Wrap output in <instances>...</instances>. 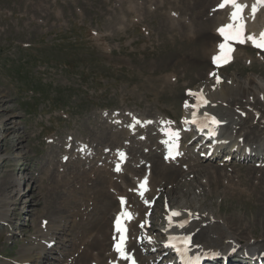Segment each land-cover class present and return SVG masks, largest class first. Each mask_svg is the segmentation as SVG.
Instances as JSON below:
<instances>
[{"label":"rangeland","instance_id":"374dc122","mask_svg":"<svg viewBox=\"0 0 264 264\" xmlns=\"http://www.w3.org/2000/svg\"><path fill=\"white\" fill-rule=\"evenodd\" d=\"M216 3L208 5L212 13ZM194 4L195 0H0V205L9 217L0 219V262L18 264L13 259L28 251L26 240L34 241L41 220L62 222L67 227L57 233V240L48 243L50 250L33 253L31 260L37 264H90L98 260L94 256L98 247L81 255V235L72 228V215L78 214L86 222L97 205L101 208L105 204L94 194L99 189L95 186L96 168L107 181L116 183L123 180L121 173L138 170L130 174L132 179L147 178L151 190L160 189L153 191L157 203L149 215L155 230L163 224L168 206H186L197 209V214L212 213L219 217L220 226L229 228L227 232L264 249L261 160L253 161L250 156L251 162L236 158L225 161L224 151L213 161L199 159L200 150L196 149L190 160L198 162L181 175L176 173L170 179L152 170L149 177L153 163L147 156L156 154L160 165L163 155L162 148L153 145L157 131L149 122L156 116H168L176 125L184 115L186 89L195 90L205 79L212 80L215 72L220 83L230 75L240 83L248 78L264 83V53L237 41L231 45V64L212 70L211 54L220 51L223 39L217 29L223 26L227 12L215 14L214 20L200 15L198 20ZM201 18L206 22L205 33L201 22L198 24ZM241 97L234 90L228 107L244 108ZM247 106V110L249 106V110L257 109ZM131 113L152 120L127 129ZM7 123L8 128H4ZM256 126L253 130L257 134L247 139L242 135L252 129H238L242 143L256 146L264 139V128ZM145 137L151 139L146 141ZM190 141L187 137L180 145L187 156L193 150ZM84 146L90 153L83 155ZM115 151L124 157L123 162L116 159ZM182 160L175 159L176 167ZM114 167L119 170L115 172ZM143 169L144 174L140 172ZM111 170L118 176L113 177ZM10 179L15 182L3 190L2 184ZM54 179L61 184H54L58 192L51 194L47 189L53 187ZM160 183L163 186H157ZM104 186L114 203L117 196L131 193L129 185L117 191L110 188L111 193L109 184ZM162 189L169 195L162 194ZM62 204L68 208L59 210ZM110 213L105 215V228L91 232L99 246L101 233L111 225ZM102 217L100 213L101 222ZM216 230L223 235L222 230ZM110 243L105 234L102 244L111 249ZM148 251L141 255L154 258L155 253ZM151 261L149 264H159Z\"/></svg>","mask_w":264,"mask_h":264},{"label":"bare ground","instance_id":"6f19581e","mask_svg":"<svg viewBox=\"0 0 264 264\" xmlns=\"http://www.w3.org/2000/svg\"><path fill=\"white\" fill-rule=\"evenodd\" d=\"M221 2H222V0H217V3L215 5V10L212 13L210 11V9H208V8L210 6V3L214 4V0H195V4L198 8V11H197L198 20H199L200 15L201 16L206 15L207 19H211V18H213V16L215 14H217L219 12L222 13V11H225V12H227V19L225 21H223L224 18L226 17L223 14L224 16L221 15L224 17V18H222V21H223V25L228 24L230 22V13L232 12L233 9L229 5V6H225L224 8H221V10H219L220 8L218 7V5ZM239 2L247 5V7L244 9V12H243V15L245 17V24H246L245 34H247V32H249L250 34L256 35L262 31H264V14H261L262 12L264 13V6H261L258 8V11L255 15V18L253 19L252 14H251V6L253 3H255V0H239ZM213 4H211V5H213ZM214 18H213V20H214ZM207 19H206V21H207ZM218 20H219V22H222L221 19H218ZM200 22H201L202 27H203L202 31L205 33V29H206L205 23L206 22L202 21V18H201V21H198V24ZM219 22H217V23H219ZM261 22H263L262 25H261ZM214 23H215V21H214ZM217 25H220V23ZM220 27H221V25H220ZM220 27H218V29ZM218 29H217V31H218ZM256 32H259V33H256ZM212 36L214 37V34ZM222 40H221V42L223 43ZM246 42H249V44L251 45V41H246ZM232 43H234V42H232ZM238 44H239V42H238ZM212 53H214V52H212ZM216 54H218V53L216 52V53L211 54V55L215 56ZM212 60H213V58H212ZM217 77H219V83L217 82ZM220 82L221 81H220V76H219L218 72H215V76H213L212 80L209 78L205 79V81L199 87L197 86V88L195 90H192V91L194 93H201L202 92V94L206 97L207 103H205V105L203 107H201V109H199L198 111H195L192 108V105L194 104V98L195 97H190L188 106L183 111V114H184L183 115V121L186 119H190L191 117H194L193 113L195 112V114H196L195 116L201 117V120H205V114H208L209 116H214L220 122L219 126L216 127L217 136L215 137V139L217 140V146L212 148L211 147V141L206 140L204 142L203 138L201 136H196V135L192 134L191 137H192L193 142H194V148L199 149L200 152H204V154H206V152H208V151H214V153H215V152L219 151V150H216L218 145L225 141L228 143V146L223 145L227 150V152H226L227 155L225 156L224 160L225 159L228 160L230 155H231V158H229V159H232L234 156L233 154H235V153H238V155H235L234 158H238L241 161H248V157H250V156H253V158H252L253 161H260V160L264 159V139L259 140L257 142L258 145L254 146L253 148H250L248 150L246 148L247 144L242 143L240 141L241 136L237 135L238 129L243 128V126H244V128L247 126L248 128L252 129L250 131H246L245 134L242 135V136H245L244 138L248 137L249 135H253L257 132V130L256 131L253 130V129H257L256 128L257 124H258V127L262 126L261 121H263V119H264V111L262 110L264 108V101L262 100L263 103H260L259 99L264 98V83H261V82L258 83L255 78H248V79H246L245 82L240 83L239 81H237V79L235 78L234 75H230L228 77V79L225 80V83H220ZM259 88H261V89L258 90ZM234 90H238L242 94L241 98L245 99L243 101L246 104V106H244V108L240 107L241 108L240 109V108L228 107V104L232 100ZM247 104H252V105L256 106L254 108H257V109L256 110H249L250 109V106H249V109L247 110V108H248ZM238 111H239V114H238ZM185 115L188 117H185ZM243 115L245 116V118L242 117ZM132 117H134L135 121H140V120H143V121L147 120L148 121V119H151V118H143L144 116H139V118H136V116L133 114H132ZM247 119H250L248 125H247ZM166 120H167L166 118L161 117V116H156V118L153 119L154 124H156V127L155 126L154 127L157 130L156 138H155L157 140L153 139L154 141H156V143L153 145H156L157 147L162 146V148H163V155L164 156L162 155V158L160 159V160H162V161H160L161 164L160 165H159V163L157 164V159H156L157 155L156 154H152L151 156H147L148 158L146 156H144V159L147 158L150 162L153 163L150 171L146 170L149 172V177H150L151 171L153 170L154 172L158 171V173L162 174L165 178L174 179L176 173L178 175H181L184 170H186L189 167H193V166H191L193 164V162H195V161L198 162L199 159H195L192 162L190 160V157L192 154H194L193 151L191 150L192 153L190 152V156H187V155H185L183 150L178 148L180 146V139L184 135L182 131H178L179 137H178V139L175 140L176 150L174 152V156L171 158L166 157L167 149L170 148V145L173 143L172 138L169 136V132H171V130L169 129L170 123ZM253 122H254V125H253ZM131 124L132 123H130L129 125H131ZM8 125H9V123L5 124L4 128L5 127L8 128ZM262 127L264 128V126H262ZM107 134H109L110 136L116 135V134H112L110 132H108ZM203 135H205V133ZM117 137L115 136L114 138H117ZM145 138H146V141L151 139L150 137H145ZM17 141H18L17 144L20 145L21 138L19 136L17 137ZM166 141H167V143H166ZM157 147H155V148L157 149ZM194 148H193V150H194ZM116 151H115V155L117 153ZM188 153H189V151H188ZM177 156L182 157V159L184 160V161L182 160V163L180 164L179 167H176V164L174 163V162H176L175 159ZM214 159L215 158H211V160H214ZM115 166H116V164H115ZM205 167L207 168V165ZM114 169H115V167H114ZM94 171L98 173L97 179H95V186L99 187V189L94 190V194L96 195L97 201L104 202L105 204L102 203L101 208H99L97 205L95 210L93 212L89 213L90 219L86 222H84L80 219V215H78V214L72 215V217H73L72 228L77 231V233H78L77 236L81 235L79 241H80V243H82L84 245V247L82 248V251H81V255L85 254L84 253L85 251L91 250L94 247L99 248V251L94 255L98 260L91 261L90 264H127V262L129 261L128 259L122 258L120 256V254L115 250L116 241H117V239L120 240V233L116 231V226L114 229L113 224L116 221L117 216L120 215V213L122 211H126L128 213H131V219L129 221H128L129 218H122L123 221L126 222V226H127V234H126V239H125L126 251L132 257V259L137 261L139 264H149V261H151V260H152L151 262H153V261L156 262L160 256L167 254V253H170L171 251L168 249V247L165 246L169 237H171V236H183V235H191L193 244L194 245L198 244L200 246V247H192L189 252L196 254V255H205V253L218 252L219 255H216V256H223V254H224L225 261H226L225 264H231V262H233L235 264H243V263H245V264H257L258 262L256 261V259L259 257H262V255L264 256V249H260L261 247H256L252 241L248 242L246 240V242H242L241 237L236 236L235 234H232L230 232H227V230L229 229L228 227L226 229L224 225L220 226L219 225V221H220L219 217H215L212 213L206 214L205 212H200L197 214L196 213V211H198L197 209L192 210L191 208H188L186 206H174V205L168 206V208L165 210V213L163 215V224L161 226H159L158 230H155L152 227L153 217H150L147 215V209L149 208V203L146 204L145 201L150 202L151 198L154 196L153 191H155V193H157L158 191H160V189L156 190V187L154 185L155 188L153 190H151L150 187L147 185V182H146V189L147 190L144 191L143 198H142L141 195L139 194V185L142 182H144L145 180L140 181L138 178H137V180H134L131 178V175H130L131 173H134L135 171H138V170H132L130 168L129 169L130 173H128L127 175L126 174L124 175V172H123V174L121 173L120 177H122L123 180L121 182L117 181V183L115 181H111L110 178H112V176L109 177L110 181H107L105 179V177H103L101 175V171L99 170V168H96ZM111 171H113V170H111ZM140 172H142V174L145 173L144 169L141 170ZM112 173L114 174L113 177L118 176L117 174L114 173V171ZM52 174L54 177L55 171H52ZM56 176L57 175H55V177ZM14 182H15V180H12V179H10L9 181H5L2 184L3 190L6 189L7 184L14 183ZM51 182L53 184V187L50 189H47V191L50 192L51 194L55 191L54 192V194H55L58 191H56L57 186L55 188L54 184L60 185L61 183H59V181H57L55 179L52 180ZM65 183L69 184L70 181L65 182ZM106 184H109V186H108L109 191L108 192H110V188H113L115 191L116 189L121 188L124 185L125 186L129 185L130 187H128V188L131 189V193L130 194L121 193L125 196L124 197L122 195L117 196L118 199H116L117 200L116 201L117 204H116L112 200V195L109 196V193H107L105 191L104 185H106ZM151 184H153L152 181H151ZM116 186H117V188H116ZM157 186H163V185L160 183ZM124 189H126V188H124ZM172 193H174V192H172ZM162 194H164L165 196L169 195L167 192L165 193L164 190L162 191ZM69 195H70V191L68 192L67 196L69 197ZM119 195H120V193H119ZM56 196H57V194L55 195V197ZM65 198H66V196H65ZM108 198H110L109 201L107 200ZM121 198H124V201H125V203L123 205L121 203ZM76 201L81 203V201L78 199ZM156 203H157V201H156ZM115 205H117V207H115L116 209L114 210L113 208ZM61 206H63V204ZM61 206L58 207L59 210H62V209L66 210L68 208L67 204H65L63 206L64 208H61ZM112 210H114V211L112 212ZM171 210L179 211L181 213V215L178 217H173V224H172V226H169L168 217H169ZM108 212L109 213L111 212L109 215L110 217H108L109 219H111V221H110L111 225L108 228V230L101 233V235H100V246H99L97 241L94 238H91V232L95 228H97V229L105 228V225H107V223H108L107 220L105 221V215ZM100 213L103 214L102 222L99 220ZM112 217H113V219H112ZM8 218L9 217H7V214H5L3 212L2 205H0V219L8 220ZM146 219H148L149 222H144ZM136 220H137V223L135 226L134 222ZM184 220L188 221V223L186 224V226L184 228H180V227L175 226L176 223H178L180 221H184ZM52 221L50 220V221L46 222V224L43 226L42 225L43 222L41 220L42 224H40L39 228H36L35 233L33 234V235H35L34 241L33 240H26V245H27L28 251L20 254V256L18 258L13 259V261H16L18 264H37L38 263L35 259H34V261L31 260V259H33L32 258L33 253H35V252L38 254L39 253H41V254L46 253L48 249L50 250L48 243L51 241L57 240V233L60 234V233L65 232V230H66L67 226L65 224H63L62 222L55 224L54 223L55 221H53V222ZM139 222H143V225L141 227L139 225H137V224H139ZM156 225H159V224L156 223L154 226L156 227ZM216 228H219L220 230H222L223 235L216 232L217 231ZM105 234H106V237H108V239L111 240V243H110V245H112L111 249L106 244H104V245L102 244ZM132 235H133V237H132ZM139 236H141V238L143 237L141 239L140 243H138L139 242V239H138ZM47 237H48V239L46 240ZM147 237H151V241H149L147 239ZM132 238L134 240H132ZM139 246H143L144 248L143 249L139 248ZM148 249H150V251H148ZM146 251L155 252L154 258H152V257L148 258V257H145L144 255H141L142 253H145ZM129 262H130V264H132V260H130ZM171 262H172V260H167V261H162V262L160 260L159 264H169ZM8 263L9 262H7V261L6 262L5 261L0 262V264H8ZM211 264H224V261L221 259H217L216 261H214Z\"/></svg>","mask_w":264,"mask_h":264},{"label":"snow or ice","instance_id":"6c2138e0","mask_svg":"<svg viewBox=\"0 0 264 264\" xmlns=\"http://www.w3.org/2000/svg\"><path fill=\"white\" fill-rule=\"evenodd\" d=\"M231 6L233 9L230 13V22L228 24H225L221 26L218 29V32L221 34V36L224 38V42L219 45V48L221 50V54L217 55L213 58L214 63H221V62H227L230 59V53L233 51V48L230 45V41H237L239 43H245L246 41H251L254 47L258 49H264V31H262L259 36L257 37L255 34H245V17L243 15L244 9L247 7L246 4L240 3L239 0H222V2L218 5L219 8H224L225 6ZM264 6V0H255V3L251 6V14L252 18H255V15L258 11V8ZM212 75H215L214 73ZM217 82L219 83V77H217ZM190 95L196 96L199 103H207L206 100L203 99V94L201 93H193L189 91ZM186 106L187 102H186ZM193 107H197L194 105ZM195 116V112L193 113ZM205 120H210L212 125H217L220 122L214 117L209 116L208 114H205ZM193 123H195V120H193ZM207 126V125H205ZM169 136L172 138L173 143L170 145V148L175 147V140L179 137L178 131H171L169 132ZM167 143V141H166ZM119 170V168L117 169ZM146 182L147 178H145V181L142 182L139 185V194L143 198V193L146 191ZM122 205L125 203L124 198H121ZM145 203H150L149 201H145ZM181 213L176 210H171L168 220H169V226H172L173 224V217L180 216ZM122 218H131V213H128L126 211H122L120 215L117 216L115 221L116 231L120 233V240L115 245V250L120 254V256L124 259L132 260V264H135V260L132 259V257L129 255V253L126 251L125 247V227L122 223ZM188 223L187 220L180 221L175 224L176 227L184 228L186 224ZM149 241H151V237H147ZM169 247H172L176 250V252L180 255L181 259L183 260L184 264H199L200 256H188V252L191 250L192 247H200L198 244H193L192 236L191 235H183V236H171L169 237ZM205 255H212L216 256L219 255L218 252H211V253H205Z\"/></svg>","mask_w":264,"mask_h":264}]
</instances>
